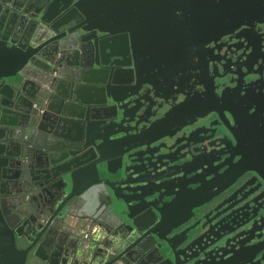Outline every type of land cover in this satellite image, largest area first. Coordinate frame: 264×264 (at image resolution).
Returning a JSON list of instances; mask_svg holds the SVG:
<instances>
[{"label": "water", "instance_id": "95a60500", "mask_svg": "<svg viewBox=\"0 0 264 264\" xmlns=\"http://www.w3.org/2000/svg\"><path fill=\"white\" fill-rule=\"evenodd\" d=\"M38 19L106 37L91 63L0 39V254L33 211L34 251L82 264H264V0H45ZM56 129L68 144L39 143ZM99 207L104 252L79 239Z\"/></svg>", "mask_w": 264, "mask_h": 264}, {"label": "flooded vegetation", "instance_id": "af4514ba", "mask_svg": "<svg viewBox=\"0 0 264 264\" xmlns=\"http://www.w3.org/2000/svg\"><path fill=\"white\" fill-rule=\"evenodd\" d=\"M43 7H45V0H0V39L7 38V40L11 39L29 43L37 39L32 50H39V52L48 56L54 53H58L57 55L60 56V51L66 49L69 53V56H66L68 60L79 61L81 58L88 57L91 63L96 54L93 41L96 38L104 39L106 37L104 36L105 33L86 29L84 28L85 23H81L80 21H78L79 23L71 21L57 28H52L51 25H44L38 19L40 13L43 11ZM127 65L116 64L118 67H127ZM60 133L65 134V132L56 129L50 140L46 139L45 135H40L39 143L43 144L47 142L53 147L68 144L69 140L66 137L59 136ZM27 135H29V132H27ZM72 145V150L76 151L80 148L81 143L74 144L72 142ZM26 177L27 182H30V184L39 181L38 173L35 170L30 171ZM35 200L37 202L38 198L36 197ZM31 201L35 202L34 200ZM14 204L15 201L12 200L9 207ZM95 211H98L95 221L100 226L99 232L101 238L98 239L99 232L93 231L90 227H85L79 239L86 248L93 245V248L98 250V252H104L110 246L113 235L111 226L101 218L102 212L100 207ZM11 220L22 229L19 228L20 235L7 231V236L12 241V249H8V259L6 256L0 254V264H82L85 254L75 253L71 250V247L68 249L61 247L52 253L45 247H40L34 251L32 244H34L36 236L31 235L26 227L29 222H44L43 218H38L36 212L30 211L24 214L23 217H19V219L16 216H12ZM25 222L26 224H24ZM68 222L70 224L75 223V215H70ZM60 237L63 239L66 237V234L61 232ZM66 255H73V257H66ZM158 256L154 250L152 257L157 258Z\"/></svg>", "mask_w": 264, "mask_h": 264}]
</instances>
